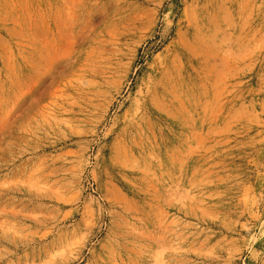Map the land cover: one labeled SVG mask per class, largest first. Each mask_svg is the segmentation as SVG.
<instances>
[{"label":"rangeland","instance_id":"obj_1","mask_svg":"<svg viewBox=\"0 0 264 264\" xmlns=\"http://www.w3.org/2000/svg\"><path fill=\"white\" fill-rule=\"evenodd\" d=\"M0 264H264V0H0Z\"/></svg>","mask_w":264,"mask_h":264}]
</instances>
